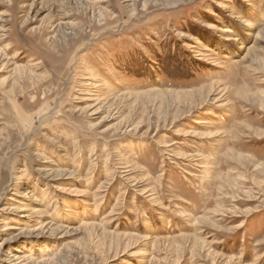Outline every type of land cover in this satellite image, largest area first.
I'll return each instance as SVG.
<instances>
[{
  "label": "rangeland",
  "instance_id": "374dc122",
  "mask_svg": "<svg viewBox=\"0 0 264 264\" xmlns=\"http://www.w3.org/2000/svg\"><path fill=\"white\" fill-rule=\"evenodd\" d=\"M0 264H264V0H0Z\"/></svg>",
  "mask_w": 264,
  "mask_h": 264
},
{
  "label": "bare ground",
  "instance_id": "6f19581e",
  "mask_svg": "<svg viewBox=\"0 0 264 264\" xmlns=\"http://www.w3.org/2000/svg\"><path fill=\"white\" fill-rule=\"evenodd\" d=\"M228 32H229V30H228ZM193 37V36H192ZM237 39V38H236ZM231 41H232V38H231ZM239 41V40H238ZM242 45V44H241ZM238 48V47H237ZM249 53H251V50H249ZM247 55V54H246ZM248 57V56H247ZM207 99H209V98H207ZM207 99H205V100H207ZM178 102V101H177ZM38 212V211H37ZM26 213V212H25ZM28 213V212H27ZM40 213V212H39ZM198 222V221H197ZM87 228V227H86ZM13 228H11L10 230H12ZM39 229V228H38Z\"/></svg>",
  "mask_w": 264,
  "mask_h": 264
}]
</instances>
